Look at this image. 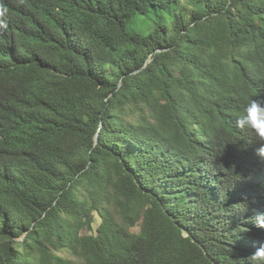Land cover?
Returning <instances> with one entry per match:
<instances>
[{"label": "trees", "instance_id": "1", "mask_svg": "<svg viewBox=\"0 0 264 264\" xmlns=\"http://www.w3.org/2000/svg\"><path fill=\"white\" fill-rule=\"evenodd\" d=\"M17 1L0 264H251L264 158L235 117L264 99V0Z\"/></svg>", "mask_w": 264, "mask_h": 264}, {"label": "clouds", "instance_id": "2", "mask_svg": "<svg viewBox=\"0 0 264 264\" xmlns=\"http://www.w3.org/2000/svg\"><path fill=\"white\" fill-rule=\"evenodd\" d=\"M0 2L4 3L3 0ZM5 3L0 4V47L10 45L17 36L13 30L14 15L30 9L22 1L11 0L13 6L8 10ZM254 82L262 87L264 95V79L259 78ZM235 126L239 129H247L252 133L259 144L258 147H255V155L264 158V99L249 98L242 111L236 115ZM260 167L261 175L264 177V165H260ZM252 222L257 227L264 228V212L255 213ZM250 260L251 264H264V244H261L250 254Z\"/></svg>", "mask_w": 264, "mask_h": 264}, {"label": "rangeland", "instance_id": "3", "mask_svg": "<svg viewBox=\"0 0 264 264\" xmlns=\"http://www.w3.org/2000/svg\"><path fill=\"white\" fill-rule=\"evenodd\" d=\"M100 223L99 217L95 214V222H94V227H96ZM134 230H138V227L133 228Z\"/></svg>", "mask_w": 264, "mask_h": 264}]
</instances>
